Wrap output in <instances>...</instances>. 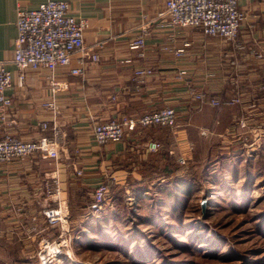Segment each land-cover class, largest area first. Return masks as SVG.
<instances>
[{
    "label": "crops",
    "instance_id": "0c3cea01",
    "mask_svg": "<svg viewBox=\"0 0 264 264\" xmlns=\"http://www.w3.org/2000/svg\"><path fill=\"white\" fill-rule=\"evenodd\" d=\"M44 1L0 0V62L14 58L18 8L36 9ZM66 1L71 13L86 19V44L95 45L101 59L98 63L88 60L82 78L71 76L68 69L58 71L59 79L72 80L71 89L58 98L55 122L60 131V157L34 153L0 163V246L18 247L20 256L31 253L27 243L37 237L36 227L55 229L43 214L47 207L57 205L49 193L55 179L61 183L62 199L70 206L77 202L86 207L87 198L93 201L95 186L102 180L121 189L130 177L142 182L141 167L148 170L152 163H166L159 160L162 154L191 159L198 139L213 145L211 152L224 141L243 144L233 132L238 128V133L250 137L240 121L249 117L257 125L264 123V0H240L246 20L236 41L205 36L197 28L175 34L154 24L146 47L138 50L130 49V40L138 35L145 16L154 18L166 0ZM165 46L185 51L178 56ZM73 60L74 67L83 66L78 53ZM8 65L14 72L13 86L7 90L16 120L10 127L12 134L24 140L52 137V128L41 129L44 121L55 124L54 114L44 105L49 98V71L28 69L20 83L19 71ZM138 68H151L154 75L139 84L135 79ZM182 69L189 71L187 77L180 75ZM196 91L208 98L240 94L243 103L212 106L194 98ZM165 106L174 107L179 115L175 128L149 127L105 145L93 137L97 122L123 114L143 115ZM154 142L161 143V148L155 149ZM74 167L83 174L77 175ZM27 223L35 227L28 228Z\"/></svg>",
    "mask_w": 264,
    "mask_h": 264
},
{
    "label": "rangeland",
    "instance_id": "374dc122",
    "mask_svg": "<svg viewBox=\"0 0 264 264\" xmlns=\"http://www.w3.org/2000/svg\"><path fill=\"white\" fill-rule=\"evenodd\" d=\"M213 98L205 95L206 101L201 102ZM154 144L155 149L161 148V143ZM254 147L251 152L245 144L224 141L211 152L213 145L198 139L191 159L178 157L183 167L172 178L155 179L143 189L133 186L130 177L126 186L114 191L116 184L106 180L110 189L100 208H94V198H87L86 207L67 202L69 232L63 240L68 246L47 264H264V141ZM165 166L167 162L158 161L148 170ZM182 179L191 190L178 209L170 205L173 195L169 198L160 189L168 181L179 187ZM50 195L59 201L56 193ZM61 226L36 227L37 237L27 243L31 246L27 257L17 253L18 247L1 245L0 264H38L39 244L57 239Z\"/></svg>",
    "mask_w": 264,
    "mask_h": 264
},
{
    "label": "built area",
    "instance_id": "2783aa9c",
    "mask_svg": "<svg viewBox=\"0 0 264 264\" xmlns=\"http://www.w3.org/2000/svg\"><path fill=\"white\" fill-rule=\"evenodd\" d=\"M245 20L246 13L240 8V0H166L154 18L148 19L147 15L145 16L138 35L130 40L129 47L132 50L146 47V38L154 24L170 29L175 34L189 28H197L205 36L229 42L236 41ZM87 25L86 19L70 12V4L66 0H46L36 9L18 8L14 58L11 61L0 62V163H11L34 153L46 158L60 157L62 145L60 131L55 122L59 112L58 98L60 94L71 89L72 80L59 79L58 71L63 68L68 69L71 76L82 78L87 61L98 63L101 59L98 48L86 44ZM164 49L178 56L183 55L185 51L183 48L175 49L172 46H166ZM75 53L79 54L82 67L73 66ZM259 56L262 57V54ZM8 64H12L19 71L20 83L24 81L25 71L28 69L49 71V98L44 105L54 114L55 124L51 126L48 121H44L41 123V129L46 131L52 128L54 130L52 137L43 135L36 140H24L12 134L10 127L16 123V120L12 118L13 101L7 90L13 86L14 72ZM151 75H154V70L151 68L135 70V79L139 84ZM180 75L187 77L189 71L182 69ZM193 95L200 101H206L203 92H194ZM206 103L213 106L239 105L243 103V98L240 94H236L225 99L214 97L208 99ZM178 116L172 106H165L138 116L123 114L117 119L95 123L93 137L99 145L120 142L128 135L152 126L175 128L178 125ZM240 125L248 130V135L253 140L238 133V128L233 132L247 148H251V152H254L256 150L254 145L264 141V123L257 125L246 117L240 121ZM184 162L182 160V163ZM76 172L78 175L83 174L82 169ZM109 189L108 181L102 180L97 183L93 193L94 208L102 206ZM49 193L53 195L56 193L59 201L55 199L57 205L46 208L44 214L51 225L58 223L63 229L57 239H44L39 244L36 253L38 264L54 261L68 246V242L63 240L67 239L66 235L69 232L68 203L60 200L62 188L58 179L54 180V187L52 186ZM1 232L2 227H0Z\"/></svg>",
    "mask_w": 264,
    "mask_h": 264
},
{
    "label": "trees",
    "instance_id": "16d2710c",
    "mask_svg": "<svg viewBox=\"0 0 264 264\" xmlns=\"http://www.w3.org/2000/svg\"><path fill=\"white\" fill-rule=\"evenodd\" d=\"M159 158H160L159 160H166L167 166L159 167L157 171H154L152 169L146 170L145 165H143L141 169L144 172L143 174L145 176V179L142 182L134 180L132 182L133 186L137 185L139 186L138 188L144 189L145 187H148L149 184H151V182L154 181L155 179L161 180V178H167V177L172 178L171 176H173V174L176 172V169H178L179 167H183L182 165H179L180 163H178V160L175 156L162 154L159 156ZM181 181L182 184L179 185V187L175 182L168 181L167 183H164L162 185L164 187L160 189L163 192H167L168 196L173 195L174 197L173 200L169 196L170 205L173 204V206L177 207L178 209H180L179 207L182 205L183 200L187 197V195L190 193L191 190L190 185L187 183V181H184V179H182ZM169 187H172L171 189H173L170 193L168 192ZM116 188L117 187L112 186V191H114ZM141 259H143V256L141 257Z\"/></svg>",
    "mask_w": 264,
    "mask_h": 264
},
{
    "label": "water",
    "instance_id": "95a60500",
    "mask_svg": "<svg viewBox=\"0 0 264 264\" xmlns=\"http://www.w3.org/2000/svg\"><path fill=\"white\" fill-rule=\"evenodd\" d=\"M206 204H207V199H204V200L202 201L203 210L206 209Z\"/></svg>",
    "mask_w": 264,
    "mask_h": 264
}]
</instances>
